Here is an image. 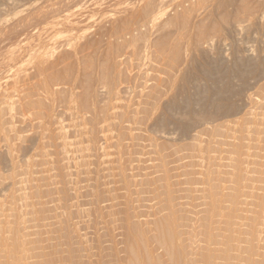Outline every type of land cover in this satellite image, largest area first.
<instances>
[{
    "label": "rangeland",
    "instance_id": "obj_1",
    "mask_svg": "<svg viewBox=\"0 0 264 264\" xmlns=\"http://www.w3.org/2000/svg\"><path fill=\"white\" fill-rule=\"evenodd\" d=\"M263 34L264 0H0V264H264Z\"/></svg>",
    "mask_w": 264,
    "mask_h": 264
},
{
    "label": "bare ground",
    "instance_id": "obj_2",
    "mask_svg": "<svg viewBox=\"0 0 264 264\" xmlns=\"http://www.w3.org/2000/svg\"><path fill=\"white\" fill-rule=\"evenodd\" d=\"M242 9H243V8H242ZM260 11H261V10H260ZM254 13H255V12H254ZM244 17H245V16H244ZM238 20H239V19H238ZM263 35H264V34H263ZM32 38H33V37H32ZM37 38H38V37H37ZM18 49H19V48H18ZM21 53H22V52H21ZM59 55H60V53H59ZM45 56H46V55H45ZM18 57H19V56H18ZM43 57H44V56H43ZM64 57H65V56H64ZM69 62H70V61H69ZM245 62H246V61H245ZM262 62H263V61H262ZM7 64H8V63H7ZM12 64H13V63H12ZM44 64H45V63H44ZM58 65H59V64H58ZM258 65H259V64H258ZM249 67H250V66H249ZM39 68H40V67H39ZM41 69H42V68H41ZM246 70H247V69H246ZM259 70H260V69H259ZM262 70H263V69H262ZM20 71H21V70H20ZM39 71H40V70H39ZM22 72H23V71H22ZM42 72H43V71H42ZM252 73H253V72H252ZM262 73H263V72H262ZM0 75H1V74H0ZM254 77H255V76H254ZM263 77H264V76H263ZM28 78H29V77H28ZM38 78H39V77H38ZM261 79H262V77H261ZM16 80H17V79H16ZM28 80H29V79H28ZM40 80H41V79H39V81H40ZM22 81H23V80H22ZM43 81H44V80H43ZM253 81H254V80H253ZM257 81H258V80H257ZM9 82H10V81H9ZM55 82H56V81H55ZM263 82H264V81H263ZM16 83H17V82H16ZM28 83H29V82H28ZM261 83H262V82H261ZM25 85H26V84H25ZM11 86H12V85H11ZM31 86H32V85H31ZM251 87H252V86H251ZM261 87H262V86H261ZM258 88H259V87H258ZM262 88H263V87H262ZM54 90H55V89H54ZM260 90H261V89H260ZM258 92H259V91H258ZM255 93H256V92H255ZM255 93H254V94H255ZM72 94H73V93H72ZM10 95H11V94H10ZM10 95H9V96H10ZM10 98H12V97L10 96ZM55 98H56V97H55ZM68 99H69V98H68ZM68 101H69V100H68ZM255 101H256V100H255ZM49 102H50V101H49ZM36 103H37V102H36ZM77 105H78V104H77ZM19 106H20V105H19ZM262 106H263V105H262ZM77 107H78V106H77ZM263 108H264V107H263ZM0 109H1V108H0ZM4 110H5V109H4ZM6 110H7V109H6ZM14 110H15V109H14ZM248 110H249V109H248ZM246 112H247V111H246ZM248 113H249V111H248ZM250 113H251V112H250ZM21 114H22V113H21ZM261 114H262V113H261ZM263 115H264V114H263ZM17 116H18V115H17ZM1 117H2V116H1ZM15 117H16V116H15ZM56 117H57V116H56ZM0 119H1V118H0ZM42 119H43V118H42ZM57 119H58V118H57ZM62 119H63V118H62ZM259 119H260V118H259ZM1 120H2V119H1ZM3 120H4V119H3ZM40 120H41V119H40ZM261 121H262V120H261ZM0 122H1V121H0ZM48 122H49V121H48ZM1 123H2V122H1ZM262 123H263V122H262ZM23 124H24V123H23ZM42 124H43V123H42ZM61 124H62V123H61ZM29 125H30V124H29ZM43 125H44V124H43ZM0 126H1V124H0ZM39 126H40V125H39ZM39 126H38V127H39ZM48 127H49V126H48ZM228 127H229V126H228ZM31 128H32V126H31ZM44 128H46V127H44ZM53 128H54V127H53ZM46 129H47V128H46ZM15 130H16V129H15ZM2 131H3V129H2ZM42 134H43V133H42ZM45 134H46V133H45ZM11 135H12V134H11ZM0 136H1V135H0ZM22 136H23V135H22ZM22 136H21V137H22ZM45 136H46V135H45ZM43 137H44V136H43ZM5 138H6V137H5ZM10 142H11V141H10ZM19 144H20V143H19ZM7 145H8V144H7ZM37 145H38V144H37ZM43 146H44V145H43ZM38 148H39V147H38ZM41 148H42V147H41ZM43 148H44V147H43ZM14 150H15V149H14ZM34 150H35V149H34ZM32 160H33V159H32ZM33 161H34V160H33ZM10 162H11V161H10ZM46 162H47V161H46ZM12 163H13V162H12ZM44 166H45V165H44ZM28 167H29V166H28ZM34 167H35V166H34ZM41 167H42V166H41ZM38 168H40V167H38ZM40 169H41V168H40ZM10 171H11V170H10ZM22 172H23V171H22ZM30 172H31V171H30ZM34 172H35V171H34ZM10 173H11V172H10ZM24 173H25V172H24ZM27 173H28V172H27ZM2 174H3V173H2ZM37 177H38V176H37ZM3 179H4V178H3ZM24 181H25V180H24ZM22 182H23V181H22ZM26 182H27V181H26ZM18 185H19V184H18ZM31 185H32V184H31ZM31 185H30V186H31ZM15 187H16V186H15ZM21 190H22V189H21ZM12 191H13V190H12ZM37 191H38V190H37ZM19 192H20V191H19ZM27 195H28V194H27ZM21 197H22V196H21ZM27 197H28V196H27ZM2 200H3V199H2ZM11 219H12V218H11ZM170 219H171V218H170ZM60 220H61V219H60ZM76 221H77V220H76ZM172 223H173V221L170 223L171 226L174 225V224H172ZM168 224H169V222H168ZM168 224H167V225L165 224V225H164V228H165L166 226L170 227V226H169L170 224H169V225H168ZM161 227H162V226H161ZM170 228H172V227H170ZM162 229H163V228H162ZM58 235H59V234H58ZM60 236H61V235H60ZM165 236H166V235H165ZM163 238H164V240L166 239L165 237H163ZM172 238H173V237H172ZM169 239H170L171 241H174V240L171 239V236L169 237ZM166 240H167L166 243H167V245H168V243L170 242V240H168V238H167ZM166 240H165V241H166ZM168 241H169V242H168ZM58 242H59V241H58ZM164 243H165V242H164ZM166 243H165V244H166ZM173 243H175V242H173ZM34 246H35V245H34ZM170 246H172L171 243H170ZM170 246H169V247H170ZM173 246H174V245H173ZM170 248H171V247H170ZM117 250H118V249H117ZM168 250H169V249H168ZM120 251H121V250H120ZM170 251H173V249H172V250L170 249ZM7 256H8V255H7ZM207 258H209V257H207ZM204 259H205V257H204ZM125 261H126V260H125Z\"/></svg>",
    "mask_w": 264,
    "mask_h": 264
}]
</instances>
